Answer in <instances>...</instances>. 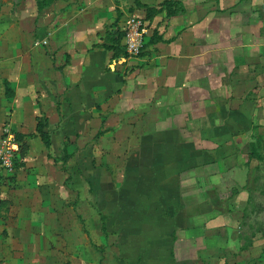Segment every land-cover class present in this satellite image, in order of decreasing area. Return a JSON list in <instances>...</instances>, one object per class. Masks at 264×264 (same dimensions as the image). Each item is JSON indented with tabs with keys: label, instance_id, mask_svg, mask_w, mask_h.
Here are the masks:
<instances>
[{
	"label": "crops",
	"instance_id": "0c3cea01",
	"mask_svg": "<svg viewBox=\"0 0 264 264\" xmlns=\"http://www.w3.org/2000/svg\"><path fill=\"white\" fill-rule=\"evenodd\" d=\"M24 1L0 0V133L11 125L25 148L14 174L0 169V264H46L68 195L82 213L85 189L109 196L106 216L142 264L253 250L257 229L243 226L264 207V0H178L184 14L151 20L145 6L165 0ZM119 12L122 29L130 15L147 24L140 57L100 45Z\"/></svg>",
	"mask_w": 264,
	"mask_h": 264
},
{
	"label": "rangeland",
	"instance_id": "374dc122",
	"mask_svg": "<svg viewBox=\"0 0 264 264\" xmlns=\"http://www.w3.org/2000/svg\"><path fill=\"white\" fill-rule=\"evenodd\" d=\"M11 1L14 3V8L15 4L17 6L19 3V9L25 2L24 0ZM43 44L46 45V43ZM22 153H25L24 145ZM63 159L64 156L62 155ZM104 174H100V176H104ZM99 179L101 181L102 177ZM85 180L88 181L84 177ZM67 181L68 188L72 189V175H68ZM88 187L92 188L91 183L88 184ZM85 190L84 195L88 196V198L86 202H83L82 213L77 212L75 197L72 195L69 197L68 195L66 224L61 227L63 230H60V240L53 242V246L56 249L60 248L51 251L52 256L47 258L46 264H142L143 258L138 256L137 245L132 246L128 240L122 239V232L119 229L122 227L120 226L121 224L116 222L113 225L112 221L106 216L108 208H104L103 199L105 195L109 196L102 192L94 195L92 189L89 191ZM90 194L95 196V203L90 199ZM246 219V224L243 226L246 235L256 229V232H258L257 237L259 238L253 250L235 253L234 256L230 255L229 258L220 257L221 261H218V257H209L212 264H264V207L256 208L253 210V216H248ZM103 223L106 225L107 232L103 230ZM133 249L135 252L132 254ZM195 259L192 262H184V264H206L208 260L207 258L204 260L201 257ZM160 260H167L164 264H174L175 261L174 256L170 259L160 258ZM150 264H157V262L152 261Z\"/></svg>",
	"mask_w": 264,
	"mask_h": 264
},
{
	"label": "trees",
	"instance_id": "16d2710c",
	"mask_svg": "<svg viewBox=\"0 0 264 264\" xmlns=\"http://www.w3.org/2000/svg\"><path fill=\"white\" fill-rule=\"evenodd\" d=\"M55 0H38V8L42 9L45 5H49L53 3ZM146 7V19L151 20L156 15L162 12H166L167 17L171 18L176 15H181L186 12V9L182 2L178 0H165L160 8H153L150 6ZM118 18L111 24L106 26L105 29V38L102 44H100L102 47H104L106 50L113 51L114 57H118L120 55H123L125 57H129L128 52L126 51L125 46L123 45V39L126 35V31L119 27V21L122 14L119 12ZM155 41H162V38L158 36L156 33H154L153 38L151 40V43ZM145 47V46H144ZM144 50V49H143ZM143 55V52L140 54V56ZM6 96L8 98L14 97L15 93L12 90V87L9 82H6ZM38 123L36 127V131L38 135L41 137L42 141L44 142L45 146L50 149L52 145L51 141V134L48 131V119L45 116L38 117ZM103 133V131H100V135ZM18 139L21 140V136L18 135ZM64 156V162L66 163L70 157L67 151V147L64 148L63 152ZM104 218V217H103ZM103 230L104 232H107L106 225L103 223Z\"/></svg>",
	"mask_w": 264,
	"mask_h": 264
},
{
	"label": "built area",
	"instance_id": "2783aa9c",
	"mask_svg": "<svg viewBox=\"0 0 264 264\" xmlns=\"http://www.w3.org/2000/svg\"><path fill=\"white\" fill-rule=\"evenodd\" d=\"M123 45L130 57H140L146 44L148 27L143 19L128 16ZM47 44V42H44ZM22 144L11 125H5L0 133V169L9 175L15 173Z\"/></svg>",
	"mask_w": 264,
	"mask_h": 264
}]
</instances>
